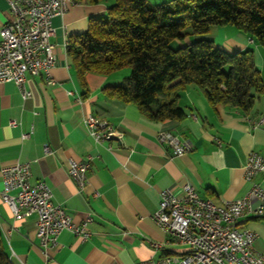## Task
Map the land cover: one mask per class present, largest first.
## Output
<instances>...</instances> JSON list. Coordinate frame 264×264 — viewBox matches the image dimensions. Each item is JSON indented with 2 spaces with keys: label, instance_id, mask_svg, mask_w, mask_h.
I'll list each match as a JSON object with an SVG mask.
<instances>
[{
  "label": "crops",
  "instance_id": "obj_1",
  "mask_svg": "<svg viewBox=\"0 0 264 264\" xmlns=\"http://www.w3.org/2000/svg\"><path fill=\"white\" fill-rule=\"evenodd\" d=\"M107 6L108 1L75 2L53 19L51 41L57 62L50 75L27 76V97L15 82H0V191L2 168L29 161L31 182L45 180L52 188L53 201L62 204L75 223L92 217L90 238L64 230L58 245L45 254L36 214L15 219L0 194V227L13 264H139L183 254L188 247L176 242L153 218L160 190L169 188L182 195L183 185L189 182L202 198L221 205L247 196L254 183L264 187L263 172L252 180L244 176L248 155L252 151L264 155V124L252 123L264 113V93L246 115L234 107L210 104L198 87L188 85L179 99L186 116L157 121L137 105L112 98L104 90L119 84L125 72H89L82 83L68 60L67 38L84 32L89 17L104 14ZM8 17L7 2L0 0V30ZM203 37L230 53L253 49L264 83V46L254 38L233 25L213 27ZM89 114L123 131L122 142L96 141L84 123ZM12 120L19 125L12 126ZM161 132L176 135L191 148L175 155L173 147L160 138ZM69 157L90 159L82 192L68 174ZM250 203L256 207L260 197L251 193ZM237 227L255 231L254 247L264 254V218L247 214Z\"/></svg>",
  "mask_w": 264,
  "mask_h": 264
},
{
  "label": "trees",
  "instance_id": "obj_2",
  "mask_svg": "<svg viewBox=\"0 0 264 264\" xmlns=\"http://www.w3.org/2000/svg\"><path fill=\"white\" fill-rule=\"evenodd\" d=\"M75 1H108L104 14L89 17L86 31L67 38L68 60L82 83L89 72L107 75L129 67L119 84L104 90L153 120L184 118L179 99L188 85L198 87L210 104L246 115L264 93L253 49L230 53L203 37L213 27L233 25L264 46V0ZM188 36L190 43L172 47ZM0 264H13L1 227Z\"/></svg>",
  "mask_w": 264,
  "mask_h": 264
},
{
  "label": "built area",
  "instance_id": "obj_3",
  "mask_svg": "<svg viewBox=\"0 0 264 264\" xmlns=\"http://www.w3.org/2000/svg\"><path fill=\"white\" fill-rule=\"evenodd\" d=\"M9 17L0 30V82L13 81L24 97L30 94L26 88L28 75H50L56 65L53 19L63 15L70 6L69 0H6ZM12 126L19 125L12 120ZM84 123L90 135L98 142L113 140L122 142L124 132L113 123L94 114L85 117ZM254 126L264 124V113L252 121ZM24 137L29 134H23ZM160 138L167 141L175 155H182L191 146L181 142L176 135L165 132ZM109 149L113 146L108 145ZM46 150L49 148L46 146ZM90 159L68 158L67 171L82 192L88 182ZM264 173V155L252 151L244 164V176L252 180ZM3 186L1 198L14 218L19 220L32 214L37 216V235L43 252L56 247L60 234L70 230L83 239L92 235L88 229L91 216L77 224L62 204L53 201L51 186L45 180L31 182V162L18 161L2 168ZM256 193L260 203L253 207L250 194ZM159 207L154 220L176 242L186 245L183 254L149 258L139 264H264V254L254 247L256 232L239 229L237 221L247 214L264 218V187L254 183L250 194L240 199L225 201L224 208L201 202L192 183L183 185V194L177 195L169 188L160 190Z\"/></svg>",
  "mask_w": 264,
  "mask_h": 264
},
{
  "label": "rangeland",
  "instance_id": "obj_4",
  "mask_svg": "<svg viewBox=\"0 0 264 264\" xmlns=\"http://www.w3.org/2000/svg\"><path fill=\"white\" fill-rule=\"evenodd\" d=\"M165 0H150L151 3L153 4H159L161 2H163ZM87 30V29H86ZM85 30V31H86ZM192 36H188L187 38L185 39H176L173 41L172 43V47L173 48H177L179 46H183V45H186L187 43H190L193 39V37L191 38ZM131 69L129 67H124L123 69H120V72H125V75L127 76L129 73H130Z\"/></svg>",
  "mask_w": 264,
  "mask_h": 264
},
{
  "label": "bare ground",
  "instance_id": "obj_5",
  "mask_svg": "<svg viewBox=\"0 0 264 264\" xmlns=\"http://www.w3.org/2000/svg\"><path fill=\"white\" fill-rule=\"evenodd\" d=\"M69 2H70V4H73L76 1L75 0H69ZM200 198H201V202H206V203L210 204L211 206H216L217 208H224L225 207V202L220 205V204L215 203L212 199L202 198L201 196H200Z\"/></svg>",
  "mask_w": 264,
  "mask_h": 264
}]
</instances>
